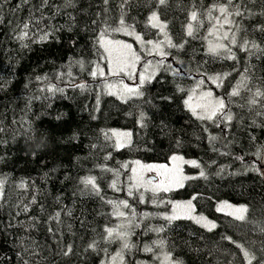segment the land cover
I'll use <instances>...</instances> for the list:
<instances>
[{"label":"trees","instance_id":"trees-1","mask_svg":"<svg viewBox=\"0 0 264 264\" xmlns=\"http://www.w3.org/2000/svg\"><path fill=\"white\" fill-rule=\"evenodd\" d=\"M215 2L217 0H168L167 5L158 6L156 0H131L130 6L126 7L129 23L134 20L135 29L145 38L159 36L157 29L147 23V17L155 9L167 22L173 43H187L181 50L168 48L170 55L164 69L144 86L142 98L124 102L109 95L106 84L115 79L127 80V77L107 74L93 78L88 71L97 65L107 69L106 53L95 45V32L102 27L99 22L105 17L112 23L120 15V0H110V10L106 14L102 11V0H74L73 7H65V0H49V6L42 10L44 18L40 20L39 11L34 15L40 20L39 28L59 30L43 43L30 39L21 42L14 38L12 31L17 21H27L32 14L30 10L38 6L40 0H30V4L22 5L16 12L12 9L20 0H8L0 12L4 18V23L0 24V181H3L0 264H20L18 253L23 251L22 239L29 246V252L23 254L29 264H103L117 250L119 241L111 244L101 241L95 251L85 252L84 248L93 238L100 241L106 226L116 225L113 204L127 200L138 221L148 211L156 210L149 199L144 198L143 203L139 201L140 192L127 195L133 183L130 179L132 162H165L174 154L195 159L208 178L188 179L182 188L157 197L167 200L195 195L196 211L214 220L216 227L209 231L189 219L169 223L154 216L151 222V219L147 221L146 228L164 226L165 230L144 233V225L135 228L130 236L135 247L126 251L127 264H137L138 260L144 262L149 257L154 260L156 254L164 250L183 264H247L237 245L254 252L257 257L262 255L264 179L247 171L245 165L255 159L253 153L264 145V125L261 124L264 117H254L260 126L251 125L255 110L249 112L247 107L241 108L244 99L228 96L239 76L232 71L235 62L208 54L206 16L201 17L203 26L196 29L193 37L186 34L190 11L195 9L205 13ZM245 2L257 15L243 19L242 27L247 29L249 39L264 41V34L253 31L255 25L264 23V16L258 15L264 0H255L254 4L250 0ZM53 5L59 7V12ZM98 12L100 16L96 15ZM93 20L98 23L93 25ZM32 30L35 32L36 28ZM109 37L132 40L123 32H112ZM71 40L76 41L74 46ZM22 43L27 47H22ZM238 56L241 62L236 67L242 69L245 64L253 65L250 84H261L264 58L253 57L248 61L244 53H238ZM70 59H82L84 69L81 70L79 65L70 66ZM176 69L180 74L174 76L172 73ZM68 71L73 73L72 77L65 75L62 81L56 78L58 73ZM226 72H232V75L220 86L208 78ZM45 76L48 79H36ZM201 80L203 84H199ZM80 83H85L87 88L81 90L73 86ZM52 84L63 88L64 92L49 93L46 89ZM177 86L184 91H178ZM197 87L208 88L216 96L223 97L236 115L227 137L232 141L228 148L224 147L226 140L220 128L215 126L219 121L197 120L184 105L188 92ZM248 95L246 90L242 91V96ZM162 96L171 99L162 100ZM140 112L149 117L147 128L139 127ZM241 116L243 121L239 119ZM161 121L166 125L163 131ZM115 129L132 130L131 146L117 148L115 137L105 138L104 133L110 135ZM210 135L220 137L215 147L230 154L212 151L208 141ZM250 135H254L256 141H252ZM177 139L181 141L179 148L175 145ZM34 145H41L42 149L38 150ZM237 156H244V160L236 159ZM125 164L128 168L122 167ZM221 168L223 172H220ZM186 171L198 177L200 169L187 165ZM117 172L118 176L115 175ZM88 176L97 178L100 196L88 194L84 188L81 181ZM113 179L117 180L119 191L109 186ZM22 180L28 183L27 190L19 187ZM33 197L36 203L30 204L29 212L24 213L23 205L29 204ZM108 200L113 204L106 203ZM219 201L247 205L246 219L241 221L219 212ZM61 209H64L63 223L51 222L53 229H58L53 235L48 232V216ZM69 209L71 216L66 214ZM125 210L131 213L129 209ZM17 211H21L19 216L15 215ZM31 217L38 219L36 227H27L32 222ZM9 224L13 226L9 227ZM161 239L165 241L162 249L154 248L150 253L143 251L145 245ZM32 241H35L34 245ZM69 244L73 254L64 256L62 249ZM32 248L36 255L31 254Z\"/></svg>","mask_w":264,"mask_h":264},{"label":"snow or ice","instance_id":"snow-or-ice-1","mask_svg":"<svg viewBox=\"0 0 264 264\" xmlns=\"http://www.w3.org/2000/svg\"><path fill=\"white\" fill-rule=\"evenodd\" d=\"M7 2L8 0H0V12H2L3 7ZM250 2L254 4L255 0H250ZM109 3L110 0H102V4L104 6L102 11L105 14L108 13L110 10L108 8ZM156 3L158 6H165L167 5L168 0H156ZM28 4H30V0H20V3H18L16 7L12 9V11H19L22 5ZM130 4L131 0H120V3L118 5L121 10L120 15L115 20H113L112 23H109L108 18L105 17L103 21L99 22L102 24V27H100L95 32V45H97L98 48L103 49V51L107 54L105 56V59L108 60L109 63V72L114 75L123 74L128 76L130 79H135L137 81L134 86H129L127 84L121 83L116 92L112 91V88L114 87L112 84L107 85L109 90L108 94L117 95L118 98L124 102H127L128 99L133 97L142 98L144 96V92L142 91V89L146 84L151 83L152 79L154 78V72L148 71V69L152 67V63L151 61H147L144 65V73L137 74L136 66L141 61V55L133 49L131 44H127L120 41H113L112 39H110V33L123 32L125 35L134 36L135 40L143 46L147 55H158L161 58L157 62V67L164 65L167 57L170 55V53L165 51L164 45H166L168 48H175L177 50H181L184 48V44L187 43V41L173 43L171 38L168 37V33L166 31L167 22L161 20L159 12L155 9L152 10L150 12V15L147 17V23L148 26L153 29H157L159 33L163 34L165 39L163 41L145 39L143 35L136 33L135 21L133 20L132 23H129L130 18L128 17L126 11V7L130 6ZM47 6H49V0H40V4L30 10L32 14H30V16L27 18V21H17L12 29L14 38L21 42L26 39H30L32 40V42L43 43L47 42L50 37H53V33L55 31H58V28L53 27L49 30H45L43 28L38 27L40 24V20L44 18L42 10ZM64 6L73 7L74 0H65ZM53 7H56L57 12H59L60 9L58 6L53 5ZM37 11L41 13L40 20H37L35 18L34 13ZM96 15L100 16V13L98 12ZM254 15H257V13L254 12L252 8L248 7L245 0H217V2L208 6L205 13H198V11L195 9L190 11L188 15V23L186 24V34L188 37H193L196 29L203 26L201 17L206 16L210 25L208 29V36L215 37L214 40L208 43V54L218 58L222 57L225 60L235 62L233 64L232 71L236 72L239 76L236 85L232 87L231 91L228 93V96L240 97L241 99H244L245 103L240 105L241 108L247 107L249 109V112H253V110H255L254 116L251 120V125L260 126L257 125V122L254 117H264V81H262L259 85L250 84V81H252L253 79L252 68L254 67L250 63L245 64L242 69L236 67V64H239L241 62L238 53H244L248 61H251L253 57H255L257 60L264 58V41L258 42L256 39H249L247 29L243 28L241 24V21L243 19ZM258 15L264 16V5H262L261 11L258 13ZM70 18L73 20L75 19L74 17ZM2 23H4V18L3 15H0V24ZM92 23L93 25H96L98 21L93 20ZM33 27L36 28L35 32H33L32 30ZM221 29H223V31H221ZM68 31H72L71 25L68 26ZM253 31L264 34V23H259L255 25ZM241 33H243V35H240ZM70 43L74 46L76 44V41L71 40ZM21 46L27 47V45L23 43ZM114 50L118 52V55L115 57V59L112 58ZM69 65H79L81 70H83L85 62L82 59H70ZM167 67L171 69L172 66L168 65ZM88 71L93 78H96L97 76L103 77L105 75L104 71L100 69L98 65L94 68L88 69ZM172 74L174 76L179 75L180 70L176 69ZM65 75L72 77L73 73L71 71H68L66 73L60 72L57 74L56 78L62 81ZM230 75H232V72L217 73L208 78L211 79L213 83H216L217 86H220L223 81L227 79V77ZM36 79L46 80L48 79V77H36ZM203 83V80L199 81V84ZM73 86L81 90H85L87 88V85L85 83L75 84ZM46 90L52 94H55L57 92H64L63 88L55 84L48 86ZM177 90L184 91V89L180 88L179 86H177ZM243 90H246L249 95L246 97L242 96ZM203 96L206 98H212V93H203ZM160 99L170 100L171 97L162 96L160 97ZM191 101L192 96H189L187 99L184 100V105L192 113V115L196 117L197 120L213 122L219 121L215 123V126L217 128H220L221 133L223 134V138L226 140L224 147L228 148L232 143V141L227 139L228 133L231 130L230 125L232 124L233 120L237 117L231 112L229 105L225 102V99L223 97L210 99L209 102L204 104H198L196 106H193ZM97 103H99L98 100ZM148 119L149 117H147L146 113L140 112L137 121L139 127L142 129L147 128L148 124L146 121ZM239 119L243 121L242 116L239 117ZM261 124L264 125V121H262ZM165 127L166 125L163 123V121H161V131H163ZM205 131H207V129H205ZM104 136L106 139H111L112 137H115V146L117 148L131 146L132 133L130 131H113L110 135L109 133H104ZM218 139H220V137L216 135H210L208 137L209 144L212 146V151L218 152L221 155H229L230 153L220 152V150L215 147V142ZM250 139L252 141H256V137L254 135H250ZM175 145L177 148H179L181 146V141L177 139ZM253 155L255 156V159L250 164H246L245 168L247 171L254 172L257 174V176L264 179V164L258 163V161H264V145L258 148L257 151L253 153ZM235 158L241 161L244 160V156H237ZM170 159L174 163L177 161H181L183 163L190 164L191 166L200 169L198 177H190L183 175L179 165L169 168L168 165H144L141 164L140 161H136L135 163L139 167L140 171H138L137 168L131 169L132 177H130V179L133 181V183H131V185L129 186L127 195L133 196L135 192H140L141 189H143L144 191H151L154 194L159 191L167 192L171 191L174 187H183L185 180L208 178L206 172L201 167L200 163H198L196 160L186 161L182 156L176 154L172 155ZM213 163L215 162L213 161ZM122 167L128 168V165L125 164L122 165ZM105 170L112 171V169ZM144 171H156L158 175L164 177V180H162L159 184H154L152 180H145L143 178ZM223 171L224 169L221 168L220 172ZM118 174V172L115 173V175L117 176ZM81 183L84 185V188L88 190V194L100 196L101 188L97 183V178L95 176H88L84 178ZM109 186L113 190L119 191L116 179H113ZM19 187L21 189L27 190L28 183L22 180L20 182ZM2 195L3 181H0V196ZM101 199L103 200L104 198L101 197ZM138 199L141 203L144 202V195L142 192L140 193ZM193 199H196V197H193ZM57 201H59V197H57ZM35 203L36 200L35 197H33L29 204L23 205L22 211L24 213L29 212L30 204ZM106 203L113 204V201L108 200L106 201ZM228 206L231 207V205ZM17 207H19V205ZM173 207L174 213L172 215H165L163 217V219L168 221L169 223L180 218H186L193 220L196 224L200 225L201 227L208 228L209 231L216 227V225L208 221L206 217L192 215V213L194 212V206L192 205L191 200L185 203H177ZM122 209H129L132 212V215H135L134 209H132L131 205L127 200H120L113 204V214L117 218L128 220V214ZM176 209L186 210V214L182 217L180 213L175 211ZM41 210L43 211V208ZM63 211L64 209H61L60 211H56L48 216V232L52 233L53 235H55V232L58 229H53V227L51 226V222H55L57 225L63 223V221L61 220V214ZM234 211L236 213L235 218L243 221L246 219L245 214L248 213L249 209L247 205H241L235 208ZM20 214L21 211H17L15 213L16 216H19ZM66 214L71 216V210H67ZM148 216L149 214H144L145 219H147ZM30 220L32 222L29 223L27 227H36V225L39 223L36 217H31ZM20 223L21 225H24L23 221H21ZM81 224H84L83 220L81 221ZM12 226V224H9V227ZM133 226L139 227L140 224L139 222L133 224V222L129 220L128 224H120L116 227L106 226L103 229V234L100 237V241H98L96 238H93L89 243H87L86 247L84 248V251L88 252L89 250H97L98 245L101 241L108 244L119 241L121 250L120 252L116 253V256L111 258L110 264H117V262L118 264H124V251L127 250L130 252L135 247V245L130 242L131 232L128 230L130 227ZM70 227L71 226L69 225V228ZM150 230L156 233H160L163 232L165 229L164 226H161L159 228H151ZM261 231H264V228H262ZM31 243L34 245L35 241H32ZM164 243L165 241L163 239L159 241H153L151 245H145L143 247V251L153 252L154 248L162 249L164 247ZM21 246L23 248V251L18 253L20 257V264H29L28 260L23 259V254L29 252V246L24 244L23 239L21 240ZM237 247L241 248L243 257L246 260L247 264H253L254 261L256 262V264H264V248L261 249L262 255L257 257L254 252L245 249L243 246L237 245ZM62 253L64 256H69L70 254H73L72 245L69 244L65 246L62 249ZM31 254H37L35 248H32ZM156 259H161V257L156 256ZM161 264H183V262L180 261L178 258L173 259L170 252H164Z\"/></svg>","mask_w":264,"mask_h":264},{"label":"rangeland","instance_id":"rangeland-1","mask_svg":"<svg viewBox=\"0 0 264 264\" xmlns=\"http://www.w3.org/2000/svg\"><path fill=\"white\" fill-rule=\"evenodd\" d=\"M161 18V17H160ZM162 20V19H161ZM163 21V20H162ZM210 25L208 26V29H209ZM208 29H207V33H208ZM136 33L140 34V35H143L141 34L140 32H138L136 29H135ZM158 31V30H157ZM167 33H168V37L171 38V35L168 31V28L166 29ZM221 31H223V29H221ZM128 37H130L132 40H125V39H116V38H111L109 37L110 39H112L113 41H120V42H124V43H127V44H131L133 49L141 55V61L140 63L136 66V72L137 74L139 73H144L145 71V68H144V65L147 61H151L152 63V67L148 69L149 72H154V78L155 76L164 69V66H160V67H157V62L161 59L158 55H147L146 51L144 50L143 46L141 44H139L134 36H129L127 35ZM144 36V35H143ZM145 38V37H144ZM145 39H152V40H157V41H163L165 39L164 35L159 33V36L156 37V39H153V38H145ZM215 37H211V36H208V42L214 40ZM172 40V38H171ZM164 48H165V51H167L169 53V50H168V47L166 45H164ZM107 55V54H106ZM118 55V52L117 51H113V54H112V58L115 59V57ZM102 70L104 71L105 75L107 74H111V75H114L112 73L109 72V63H108V60H107V69L106 68H102ZM104 75V76H105ZM115 76H122V77H127V80H124V79H115L113 81H109L107 82L106 84V87L108 84H112L114 87L112 88V91L113 92H116L118 90V87L120 86L121 83L123 84H127L129 86H134L137 81L135 79H130L128 76L126 75H115ZM153 78V79H154ZM152 79V80H153ZM107 91L108 90V87H107ZM143 91V89H142ZM207 92H211L212 93V98H206L203 96V93H207ZM116 97H118L117 95H114ZM189 96H192V101L191 103L193 104V106H196L198 104H204V103H207L209 102L210 99H215V98H219L218 96H216L210 89L208 88H203V87H197L196 89H193L191 91L188 92L187 96H186V99L189 97ZM135 98V97H133ZM132 99V98H130ZM129 100V99H128ZM114 131H118V132H125V131H130L132 133V130L130 129H115ZM132 137H133V134H132ZM116 140V138H115ZM131 141H132V138H131ZM176 155H180L184 158V160H195V159H192V158H186L185 156L181 155V154H176ZM136 161H140L141 164H144V165H168L169 168H172V167H175L176 165H179L181 170H182V173L183 175L185 176H190V177H195L196 175L195 174H190L186 171V166L187 165H190V164H187V163H183L181 161H177V162H172L171 159H169L168 161H165V162H156V161H143V160H135L132 162V165L131 167L132 168H137L138 171H140L139 167L136 165ZM191 166V165H190ZM143 178L145 180H152L154 182V184H159L162 180H164V177L161 176V175H158L156 171H144L143 172ZM187 180L184 181V185L186 184ZM183 185V186H184ZM154 186V185H152ZM151 187V186H149ZM182 187H174L171 191H174V190H178ZM143 193L144 195V198L145 199H149L150 200V203L151 205L154 207H156V210H150L148 211L147 214H149L148 218L145 219L144 216H141L139 219L141 221H138L137 219H135V217L132 215V212H127L125 209H122L123 211H125L127 214L130 213V215L128 216V220H125V219H120V218H117L116 217V225H113L112 227H116L120 224H128V221L131 220L133 222V224H135L136 222H139L140 226L139 227H130L128 230L132 233L133 230H135V228H141V226H143V228L145 227L144 229V233L145 232H150L151 230L147 227L146 228V223L149 219H151L149 222H151L153 220V217L154 216H157L159 218H163L165 215H172L174 213V205L177 204V203H185L189 200H191L192 202V205L194 206V212L192 213V215H195V216H203V217H206L208 221H210L211 223H214L216 225V222L214 220H211L210 218H208L206 215H203V214H200L196 211V208H195V202H194V199L192 197L190 198H186V199H178V198H167V200H161L159 199V196L160 194H164V193H168L170 191H167V192H164V191H159L157 193H152L151 191H144L143 189L140 190V193ZM168 202V203H167ZM228 205H231V207H229ZM243 204H237V203H233V202H229V201H219L217 203V210L219 212H222V213H225V214H228V215H231L233 217L236 216V213H235V208L241 206ZM159 207H162V210L159 209ZM168 208V209H167ZM176 212L180 213L181 216L183 217V215L186 214V210H181V209H176L175 210ZM246 215V214H245ZM180 219H186V218H180ZM190 220V219H189ZM193 221V220H192ZM157 228V227H155ZM208 229V228H207ZM130 242H131V239H130ZM121 250V247H120V242L118 244V248L117 250L111 254L108 259H105L104 260V263L103 264H110V261H111V258L116 256V253L117 252H120ZM126 251H124L123 253V256H124V264H127L126 262ZM164 252H167L166 250L163 251ZM150 253V252H148ZM163 253L162 252H159L156 254V256H160L161 259H154L152 257H149V258H146L148 260H144V262L142 260H138L137 261V264H161V260L163 258ZM118 264V262H117Z\"/></svg>","mask_w":264,"mask_h":264},{"label":"clouds","instance_id":"clouds-1","mask_svg":"<svg viewBox=\"0 0 264 264\" xmlns=\"http://www.w3.org/2000/svg\"><path fill=\"white\" fill-rule=\"evenodd\" d=\"M38 150L42 149L41 145H34Z\"/></svg>","mask_w":264,"mask_h":264},{"label":"water","instance_id":"water-1","mask_svg":"<svg viewBox=\"0 0 264 264\" xmlns=\"http://www.w3.org/2000/svg\"><path fill=\"white\" fill-rule=\"evenodd\" d=\"M260 163L264 164V161H261Z\"/></svg>","mask_w":264,"mask_h":264},{"label":"flooded vegetation","instance_id":"flooded-vegetation-1","mask_svg":"<svg viewBox=\"0 0 264 264\" xmlns=\"http://www.w3.org/2000/svg\"><path fill=\"white\" fill-rule=\"evenodd\" d=\"M174 259V258H173Z\"/></svg>","mask_w":264,"mask_h":264}]
</instances>
